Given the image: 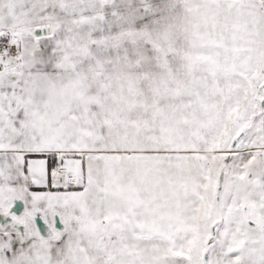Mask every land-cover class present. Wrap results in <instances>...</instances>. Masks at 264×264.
Masks as SVG:
<instances>
[{"label":"snow or ice","instance_id":"snow-or-ice-1","mask_svg":"<svg viewBox=\"0 0 264 264\" xmlns=\"http://www.w3.org/2000/svg\"><path fill=\"white\" fill-rule=\"evenodd\" d=\"M0 264H264V0H0Z\"/></svg>","mask_w":264,"mask_h":264}]
</instances>
